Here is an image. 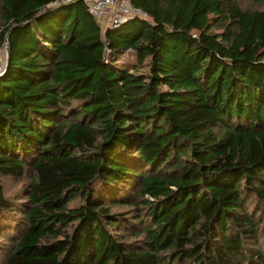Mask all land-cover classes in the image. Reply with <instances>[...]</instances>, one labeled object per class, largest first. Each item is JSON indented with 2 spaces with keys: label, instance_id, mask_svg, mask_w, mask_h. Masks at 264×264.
<instances>
[{
  "label": "trees",
  "instance_id": "obj_1",
  "mask_svg": "<svg viewBox=\"0 0 264 264\" xmlns=\"http://www.w3.org/2000/svg\"><path fill=\"white\" fill-rule=\"evenodd\" d=\"M129 2L0 0V264H264V0Z\"/></svg>",
  "mask_w": 264,
  "mask_h": 264
},
{
  "label": "built area",
  "instance_id": "obj_2",
  "mask_svg": "<svg viewBox=\"0 0 264 264\" xmlns=\"http://www.w3.org/2000/svg\"><path fill=\"white\" fill-rule=\"evenodd\" d=\"M68 2L73 0H60ZM87 12L97 21L104 20V27L116 25L129 17L140 16L145 14L134 7L129 0H82Z\"/></svg>",
  "mask_w": 264,
  "mask_h": 264
},
{
  "label": "rangeland",
  "instance_id": "obj_3",
  "mask_svg": "<svg viewBox=\"0 0 264 264\" xmlns=\"http://www.w3.org/2000/svg\"><path fill=\"white\" fill-rule=\"evenodd\" d=\"M246 6H249V7H257V8H262L263 5L261 3H251V4H246ZM99 26L101 28H104L103 24H104V20L103 19H100L99 21ZM4 61H5V51H4V46L3 47H0V70H2V67L4 65ZM2 184H3V187L5 189V192L7 195H13L14 192H16V189L18 188V184L12 180V179H2L1 180ZM125 209L124 207H112V210H123ZM1 255L0 254V263H1Z\"/></svg>",
  "mask_w": 264,
  "mask_h": 264
},
{
  "label": "water",
  "instance_id": "obj_4",
  "mask_svg": "<svg viewBox=\"0 0 264 264\" xmlns=\"http://www.w3.org/2000/svg\"><path fill=\"white\" fill-rule=\"evenodd\" d=\"M4 51H5V61H4V64H5V66L7 65V61H8V50H7V47L5 46V48H4Z\"/></svg>",
  "mask_w": 264,
  "mask_h": 264
}]
</instances>
